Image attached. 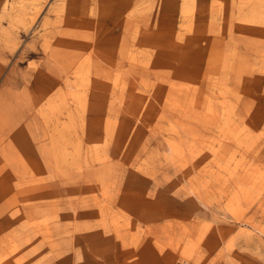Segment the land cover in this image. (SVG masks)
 <instances>
[{"label": "rangeland", "instance_id": "obj_1", "mask_svg": "<svg viewBox=\"0 0 264 264\" xmlns=\"http://www.w3.org/2000/svg\"><path fill=\"white\" fill-rule=\"evenodd\" d=\"M0 264H264V0H0Z\"/></svg>", "mask_w": 264, "mask_h": 264}]
</instances>
